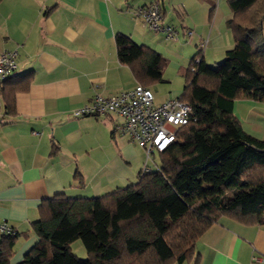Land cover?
<instances>
[{"label":"crops","instance_id":"0c3cea01","mask_svg":"<svg viewBox=\"0 0 264 264\" xmlns=\"http://www.w3.org/2000/svg\"><path fill=\"white\" fill-rule=\"evenodd\" d=\"M154 1L161 4L163 22L179 31L170 45L136 14ZM166 1L0 2V51L17 50L15 74L33 73L29 88L16 93L15 114L6 113L0 96V219L20 233L10 264L37 243L32 222L44 199L58 193L101 196L137 182L150 167L145 148L114 130L120 116L73 115L96 93L110 96L139 84L119 60L117 33L163 55H183L171 59L177 74L201 49L213 66L234 48L227 0H168V6ZM163 76L172 79L165 70ZM179 96L176 91L155 98ZM234 112L249 134L264 140V102L244 94ZM195 256L197 264H264V223L246 225L222 216L200 237ZM196 258L182 264H195Z\"/></svg>","mask_w":264,"mask_h":264},{"label":"trees","instance_id":"16d2710c","mask_svg":"<svg viewBox=\"0 0 264 264\" xmlns=\"http://www.w3.org/2000/svg\"><path fill=\"white\" fill-rule=\"evenodd\" d=\"M227 3L235 46L215 67L201 49L180 70L179 99L192 112L176 140L158 151L157 167L101 196L44 199L32 222L38 241L17 264H182L196 258L198 240L220 217L264 223V140L249 134L234 112L244 94L264 102V0ZM115 41L119 60L140 85L166 81L162 53L123 33ZM32 76L0 83L6 113L15 114L16 93L29 88ZM19 236L17 230L0 236V264H10ZM78 239L87 258L72 251Z\"/></svg>","mask_w":264,"mask_h":264},{"label":"built area","instance_id":"2783aa9c","mask_svg":"<svg viewBox=\"0 0 264 264\" xmlns=\"http://www.w3.org/2000/svg\"><path fill=\"white\" fill-rule=\"evenodd\" d=\"M136 14L146 26L163 34L169 41L179 40V31L163 22L159 1L139 7ZM192 31H188L191 35ZM18 69L17 50L0 51V83L14 75ZM192 106L179 97L157 102L154 92L140 84L120 93L105 96L96 93L90 101L73 111L74 116L116 114L122 118L115 131L129 136L141 144L151 158L153 152L162 151L177 138L180 126L189 121ZM148 158V159H149ZM16 228L7 220L0 219V236L15 233Z\"/></svg>","mask_w":264,"mask_h":264},{"label":"rangeland","instance_id":"374dc122","mask_svg":"<svg viewBox=\"0 0 264 264\" xmlns=\"http://www.w3.org/2000/svg\"><path fill=\"white\" fill-rule=\"evenodd\" d=\"M166 1V0H165ZM166 4L168 6V0L166 1ZM264 25V22H263ZM148 30V29H147ZM149 31V30H148ZM167 40V39H166ZM169 41V40H168ZM167 43V42H166ZM164 44V45H163ZM167 44H172V41L167 43ZM162 46H165V43H162ZM175 46V45H174ZM173 46V47H174ZM171 47V49L173 50L174 48ZM164 56L167 58L168 63L165 67V71H166V75L171 76L172 79H170L169 81H164V82H156L151 86V90L154 92V95L156 97H162L165 98V96L168 93L174 94L176 91H179V94L181 95L185 86V80L183 78V76L181 75L180 71L179 74L176 73L177 68L174 67L173 63H171L172 61H174L177 57L181 58V59H185V57L182 55V57L178 54L175 53H171V55L169 54H164ZM172 59V61H171ZM224 59H221L220 61L217 62V64H219L220 62H222ZM186 62V60H183L182 63L184 64ZM213 61H210L209 63H212ZM189 63H187L186 66H188ZM217 64L213 65L214 67L217 66ZM185 66V67H186ZM178 72V71H177ZM176 73L175 77L174 74ZM146 158H147V153H146ZM149 158V157H148ZM148 158L146 159V162L149 163V166L152 168H156L157 164H159V153L158 151L155 152V154H152L151 158H149V162L147 161ZM149 167V168H150ZM71 246L73 247L72 251L79 256L80 258H87V251L86 248L84 246V243L81 239L75 240Z\"/></svg>","mask_w":264,"mask_h":264}]
</instances>
